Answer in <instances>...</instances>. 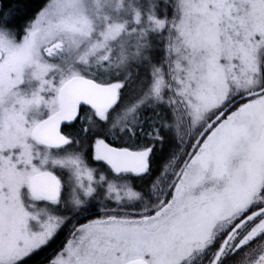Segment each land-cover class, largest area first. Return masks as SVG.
<instances>
[{"label": "snow or ice", "instance_id": "obj_1", "mask_svg": "<svg viewBox=\"0 0 264 264\" xmlns=\"http://www.w3.org/2000/svg\"><path fill=\"white\" fill-rule=\"evenodd\" d=\"M0 264H264V0H0Z\"/></svg>", "mask_w": 264, "mask_h": 264}]
</instances>
